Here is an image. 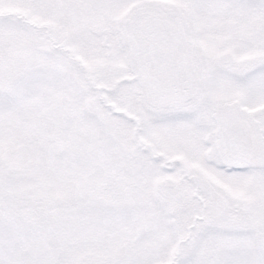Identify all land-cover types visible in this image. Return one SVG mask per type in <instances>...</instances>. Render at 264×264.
Here are the masks:
<instances>
[{
	"label": "snow or ice",
	"instance_id": "1",
	"mask_svg": "<svg viewBox=\"0 0 264 264\" xmlns=\"http://www.w3.org/2000/svg\"><path fill=\"white\" fill-rule=\"evenodd\" d=\"M0 264H264V0H0Z\"/></svg>",
	"mask_w": 264,
	"mask_h": 264
}]
</instances>
